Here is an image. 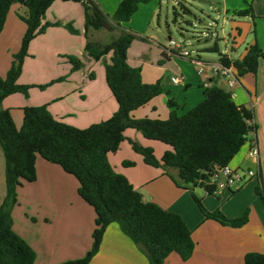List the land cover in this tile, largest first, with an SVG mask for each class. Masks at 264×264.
<instances>
[{
    "label": "crops",
    "instance_id": "obj_1",
    "mask_svg": "<svg viewBox=\"0 0 264 264\" xmlns=\"http://www.w3.org/2000/svg\"><path fill=\"white\" fill-rule=\"evenodd\" d=\"M121 1L97 0L110 15ZM194 1L184 0L183 7L186 9L187 3L193 6ZM198 1L208 3L210 7L214 3L212 0ZM163 2L164 0H151L148 4H142L130 21L123 25L126 24L129 30L139 31L138 35L142 36V23L148 17L153 18L160 11ZM217 4L221 5L229 18L223 21L229 23V35L233 43L232 52L229 49L221 52L232 59L242 58L246 47L254 42L264 51V0H221ZM249 6L252 7L254 17H238L233 14V11ZM26 12L25 7L14 4L8 13L0 35V76L7 74L14 55L21 48L26 25L19 14ZM45 22H60L62 25L47 28L45 33L31 41L29 56L24 61L23 71L18 79L21 85L35 86L29 90L28 96L22 93L8 96L2 107L11 111L18 128L23 124V108L46 104L56 119L78 128L108 120L118 110V103L107 85L104 61L91 59L85 51L87 40L83 5L80 2L56 0L48 9ZM68 23L79 34L69 32L64 27ZM102 31L107 30H91L90 37L94 41L108 43L104 41L105 33ZM171 41L173 40H170L169 46L171 55L166 56L170 61L175 60L176 72H172L166 80L161 74H157L155 64L132 54L133 43L127 52L128 61L132 66L142 68L145 83L161 80L164 92L156 97H159L158 102L167 104L170 98L174 99L181 106V114L200 103L204 98V86L211 84L231 93L237 104L253 109L257 130L250 133L248 142L229 166L233 169L254 170L257 173L255 177L264 187V58L259 62L257 75L247 74L239 78L238 84L231 88L225 78L215 76L212 72L211 66L220 62L219 58L205 56L204 52L214 51V48L197 50L195 55L205 66V72L199 74L189 59L172 50L174 46ZM176 45L182 47L181 44ZM215 46L220 50L219 44L216 43ZM67 56L77 57L84 63V67L74 71ZM109 58L110 55L106 60L109 61ZM173 76H181L183 82L173 84ZM52 81L56 82L45 89L37 87ZM156 98L135 110L133 117L167 119L171 108L167 105L160 110ZM125 136L142 146L153 148L158 159L171 150L170 146L146 139L134 129H127ZM253 144L258 147V162L249 156ZM108 158L115 171L129 179L144 201L155 202L162 208L179 214L191 230L195 243L192 256L183 261L179 254L173 252L165 259V264H243L247 253L264 252V204L255 195L254 183H245V186L241 184L234 190L226 189L215 194H208L203 188L202 193L194 190L210 212L220 210L225 216L236 218L249 210L248 223L241 228H233L205 218L191 192L178 187L171 178V175L178 176V170L166 171L161 167L147 165L128 140L122 142L117 152L109 153ZM124 161H132L135 165L125 166ZM36 171L35 182H25L18 188V200L29 208L36 209L39 215L32 224L33 239L29 240L37 254L35 264H61L84 257L92 246L96 213L79 196L78 180L59 165L46 161L41 156L37 157ZM3 177L5 179V158L0 145V182ZM2 200L0 190V204ZM13 228L22 236L14 223ZM91 264H147V258L121 231L120 226L112 223L107 227L100 250Z\"/></svg>",
    "mask_w": 264,
    "mask_h": 264
},
{
    "label": "trees",
    "instance_id": "obj_2",
    "mask_svg": "<svg viewBox=\"0 0 264 264\" xmlns=\"http://www.w3.org/2000/svg\"><path fill=\"white\" fill-rule=\"evenodd\" d=\"M56 0H0V35L8 13L14 4L25 7L26 14H19L26 31L21 48L14 55L11 67L5 76H0V145L5 158L6 197L0 204V264H35L37 254L13 228L12 211L18 201V188L25 182L37 180L36 161L41 156L46 161L59 165L79 182L78 194L96 213L91 249L82 258L61 264H91L100 250L107 227L116 223L144 253L147 264H165L173 252L183 261L188 260L195 249L192 233L184 219L177 213L162 208L152 201H144L140 192L129 179L115 171L108 155L119 150L128 140L133 150L143 157L147 165L178 170L171 178L175 184L191 192L201 213L224 226L241 228L249 221V210L236 218L225 216L220 210L208 211L197 197L194 189L203 188L215 194V187L206 183L213 176L215 167L229 165L235 155L248 142L249 135L256 132L254 111L235 102L231 93L216 84L204 86V98L185 113L174 99L167 102L171 112L167 119L148 117L135 118L132 113L148 104L164 92L161 80L145 83L142 68L132 66L127 52L136 38L133 31L124 28L142 4L151 0H122L115 12L106 13L97 0H61L80 2L85 14V51L95 61H104L107 85L113 93L118 110L111 118L78 128L58 120L49 110V105L23 108V124L18 128L11 111L2 103L12 94L29 95L35 85H21L18 79L29 56V45L37 36L60 22H45L48 9ZM238 17L253 16L252 7L235 10ZM64 27L73 34L79 31L71 24ZM114 31L119 36L108 43L94 41L91 30ZM220 62L233 67L238 78L247 74L257 75L264 51L257 42L246 47L242 58L232 59L220 52ZM110 55L109 61L106 60ZM74 71L84 67L75 56H67ZM37 86L45 89L52 83ZM127 129L140 132L146 139L156 140L171 147L161 159L154 149L145 147L125 136ZM125 166H134L124 161ZM264 202L263 183L255 188ZM243 264H264V252H249Z\"/></svg>",
    "mask_w": 264,
    "mask_h": 264
},
{
    "label": "rangeland",
    "instance_id": "obj_3",
    "mask_svg": "<svg viewBox=\"0 0 264 264\" xmlns=\"http://www.w3.org/2000/svg\"><path fill=\"white\" fill-rule=\"evenodd\" d=\"M182 2H184V0H164L160 11H158L153 18L146 17V21L142 23L140 27V32L143 34L142 36L138 35L139 33L137 32L139 31L131 30L137 34L132 46V54L144 58L147 62L155 64V71L158 75L161 74L160 76H163L164 80L169 78L172 72H176L175 60L170 61L171 59L167 57L171 53L169 50L170 40H173L177 44H181L182 47L192 53V55H195L197 50L214 48L216 43L219 44L220 52L225 51V49H229V51L232 52L233 43L229 35V23L223 21L224 19L227 21L229 18L224 13L221 5L217 4L221 2V0H212V2H214L212 7H210L211 5L208 3L195 0L193 6L187 3L186 9L183 7L184 5ZM248 2H250V0H248ZM199 20H201V23ZM191 23L193 25H191ZM125 25L126 24H122L124 28H127ZM102 32L105 33L103 34L104 41L110 42L119 36L121 30L116 29L114 32ZM242 47H244V45ZM204 53L205 56L219 58V53L217 52L208 51ZM156 60H159V62ZM155 101L158 103L160 110H162L163 107H167L166 102L165 104L158 102L159 97L156 98ZM4 180L3 177L0 182L1 196H3V199L7 194ZM250 183H254L257 186L259 184L257 177L248 179L242 185ZM237 187L238 185L235 186V189ZM201 189L202 188L197 187L194 190H196L197 193H202L203 191ZM255 195H257L256 192ZM197 197L201 200L205 209H207L204 201L199 196ZM257 198L264 204L263 200L258 195ZM38 216L36 209L29 208L25 203H21L19 200L13 208V223L24 238L21 237L28 243L30 242V238L33 239L32 232L34 228L32 224H34V220L38 218Z\"/></svg>",
    "mask_w": 264,
    "mask_h": 264
},
{
    "label": "built area",
    "instance_id": "obj_4",
    "mask_svg": "<svg viewBox=\"0 0 264 264\" xmlns=\"http://www.w3.org/2000/svg\"><path fill=\"white\" fill-rule=\"evenodd\" d=\"M173 51H177L182 57L189 59L194 65L195 69L199 74L205 72L204 64L197 58L196 55H192L186 49H183L180 45H176L174 41H171ZM212 72L215 76L223 77L227 80L229 87H234L238 84V76L233 67H226L221 62L212 64ZM171 82L173 84H180L183 82L181 76L171 77ZM249 156L258 162L259 152L256 144H253L249 150ZM256 172L254 170H242L233 169L229 165L224 167H215L213 171V176L210 177L206 183L215 187V191H223L226 189L234 190L236 185H241L248 179L255 177Z\"/></svg>",
    "mask_w": 264,
    "mask_h": 264
}]
</instances>
